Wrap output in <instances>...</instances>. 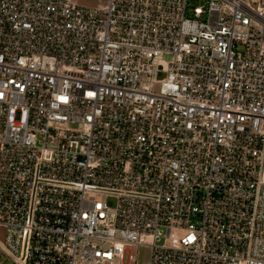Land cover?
I'll use <instances>...</instances> for the list:
<instances>
[{
    "label": "built area",
    "instance_id": "2783aa9c",
    "mask_svg": "<svg viewBox=\"0 0 264 264\" xmlns=\"http://www.w3.org/2000/svg\"><path fill=\"white\" fill-rule=\"evenodd\" d=\"M191 1L0 0L11 264H264V0Z\"/></svg>",
    "mask_w": 264,
    "mask_h": 264
},
{
    "label": "rangeland",
    "instance_id": "374dc122",
    "mask_svg": "<svg viewBox=\"0 0 264 264\" xmlns=\"http://www.w3.org/2000/svg\"><path fill=\"white\" fill-rule=\"evenodd\" d=\"M204 0H193L191 1V5H197L203 3ZM73 3L80 5V6H86L89 8H103L107 4V0H72ZM264 14V13H263ZM162 79L159 80L158 84H156V90H158V87L160 86ZM4 231H0V239L4 240ZM132 255L134 257L133 260L129 259V256ZM150 255V250L147 247L143 246H127L126 251V259L124 261V264H148ZM0 263L4 264H11V259L3 252L0 251Z\"/></svg>",
    "mask_w": 264,
    "mask_h": 264
}]
</instances>
